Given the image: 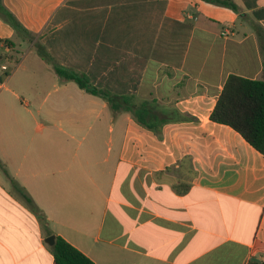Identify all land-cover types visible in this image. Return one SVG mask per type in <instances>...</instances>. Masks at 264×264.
Returning <instances> with one entry per match:
<instances>
[{
    "label": "crops",
    "instance_id": "1",
    "mask_svg": "<svg viewBox=\"0 0 264 264\" xmlns=\"http://www.w3.org/2000/svg\"><path fill=\"white\" fill-rule=\"evenodd\" d=\"M233 1L2 0L29 35L0 18V73L31 94L0 77V264H52L48 231L94 264H264V154L209 119L229 74L264 79V0ZM53 63L192 118L159 137Z\"/></svg>",
    "mask_w": 264,
    "mask_h": 264
},
{
    "label": "trees",
    "instance_id": "2",
    "mask_svg": "<svg viewBox=\"0 0 264 264\" xmlns=\"http://www.w3.org/2000/svg\"><path fill=\"white\" fill-rule=\"evenodd\" d=\"M203 1L232 8L235 12L238 11V7L233 0ZM0 18L8 23L17 35H29V32L16 16L6 8L2 0H0ZM36 51L43 59L51 60L45 48L40 44L36 45ZM6 60L9 62L13 61L11 56L6 57ZM53 67L61 79L72 80L86 92L105 99L113 111L123 109L132 112L142 126L152 130L159 137L161 127L166 121H184L192 118L178 110H173L170 117L167 118L168 120L165 119L159 123L144 121L141 117L151 116V111L145 104L134 107L128 97H118L106 90L93 86L83 74L55 63H53ZM6 73L7 71L5 70ZM209 119L215 123L231 127L255 150L264 154V79H251L233 73L229 74L217 95L216 103L210 112ZM11 186L28 209L41 219L45 225V217L32 198L14 179H11ZM48 234L51 235L52 232L48 231ZM54 236V243L51 246L52 264H94L88 256L63 237L56 234Z\"/></svg>",
    "mask_w": 264,
    "mask_h": 264
},
{
    "label": "rangeland",
    "instance_id": "3",
    "mask_svg": "<svg viewBox=\"0 0 264 264\" xmlns=\"http://www.w3.org/2000/svg\"><path fill=\"white\" fill-rule=\"evenodd\" d=\"M11 54V52H9L7 55L9 56ZM6 56V55H5ZM1 63V62H0ZM6 64L7 67V73L5 74V71L1 70L0 73V77H3L4 80H7L8 76L12 75V77L10 78V80H7V84L11 89H14L15 91H17L18 96L21 100H29L30 96L29 94H31V92L29 91H22L19 89V85H18V81L19 78L22 75V71L21 69L18 67V65L16 63H12V62H4Z\"/></svg>",
    "mask_w": 264,
    "mask_h": 264
},
{
    "label": "water",
    "instance_id": "4",
    "mask_svg": "<svg viewBox=\"0 0 264 264\" xmlns=\"http://www.w3.org/2000/svg\"><path fill=\"white\" fill-rule=\"evenodd\" d=\"M54 239H55V236H54L53 234H51V235H49V236H47V237L45 238V242H46L47 244H49V245H53V243H54Z\"/></svg>",
    "mask_w": 264,
    "mask_h": 264
},
{
    "label": "built area",
    "instance_id": "5",
    "mask_svg": "<svg viewBox=\"0 0 264 264\" xmlns=\"http://www.w3.org/2000/svg\"><path fill=\"white\" fill-rule=\"evenodd\" d=\"M2 69H3V70H6V69H7V67H6V66H2Z\"/></svg>",
    "mask_w": 264,
    "mask_h": 264
}]
</instances>
